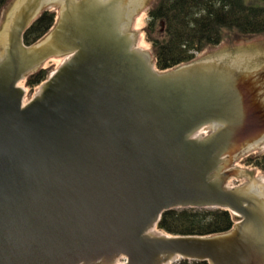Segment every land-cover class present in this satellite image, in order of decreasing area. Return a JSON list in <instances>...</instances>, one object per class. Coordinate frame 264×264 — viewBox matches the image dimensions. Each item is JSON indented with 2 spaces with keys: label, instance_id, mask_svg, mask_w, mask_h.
I'll list each match as a JSON object with an SVG mask.
<instances>
[{
  "label": "water",
  "instance_id": "water-1",
  "mask_svg": "<svg viewBox=\"0 0 264 264\" xmlns=\"http://www.w3.org/2000/svg\"><path fill=\"white\" fill-rule=\"evenodd\" d=\"M59 2L55 27L25 45L42 6ZM143 7L149 0H24L10 14L0 37V264H264L258 175L226 171L264 147V52L160 72L135 49L140 34L126 32ZM52 54L67 58L24 104L19 82ZM231 175L255 185L230 187ZM180 208H226L237 222L210 236L156 230Z\"/></svg>",
  "mask_w": 264,
  "mask_h": 264
},
{
  "label": "trees",
  "instance_id": "trees-1",
  "mask_svg": "<svg viewBox=\"0 0 264 264\" xmlns=\"http://www.w3.org/2000/svg\"><path fill=\"white\" fill-rule=\"evenodd\" d=\"M11 1L0 0V21ZM149 15L143 31L152 44L155 68L161 72L197 60L230 35L250 39L264 35V0H154ZM54 22L55 13L43 11L25 31V44L42 39ZM48 76L40 68L27 76V86ZM242 162L264 170V154H248ZM235 222L236 216L226 208H180L165 211L156 229L168 235L210 236L230 231ZM172 264L210 263L180 259Z\"/></svg>",
  "mask_w": 264,
  "mask_h": 264
},
{
  "label": "rangeland",
  "instance_id": "rangeland-1",
  "mask_svg": "<svg viewBox=\"0 0 264 264\" xmlns=\"http://www.w3.org/2000/svg\"><path fill=\"white\" fill-rule=\"evenodd\" d=\"M153 2L154 0H149V7H143V13L135 15V20L137 25L126 30V32L128 33L140 34L135 49L147 53H151L152 44L147 40L146 33L143 31V27L147 26L149 22L150 19L149 9L152 6ZM22 3H24V0H12L11 3L9 4L7 10L3 14L2 20L0 21V37L2 36L4 29L6 28L10 14H16L17 5ZM52 4H55L52 6H54L55 9H58L59 12L64 5L63 2L52 3ZM48 7L46 5V8ZM57 18L58 17L56 16L55 23H57L58 21ZM221 52H264V35L252 39L247 37H236L234 35H230V37L226 38L225 41L222 42L218 47L211 50L209 49L208 51L204 52L202 56H198L197 58L206 60ZM65 59L66 57L63 56L51 57L50 59L46 60V62H44L40 66V68H44L50 75L62 64V62ZM36 69L34 70L36 71ZM34 70L31 71L30 73L35 72ZM19 85L24 86L26 88L27 96H25V102H29L38 92V89L40 87L39 84L33 87L27 86V77L24 79V81L19 82ZM254 153L264 154V147ZM239 169L240 170L242 169L244 173H257L261 191L264 192V170L256 169L251 165H246L241 160L238 163L226 169V171L232 172L233 170H239ZM242 184L255 185V178L231 175L230 185L241 186ZM125 261H126L125 259H122V262L120 263H123Z\"/></svg>",
  "mask_w": 264,
  "mask_h": 264
},
{
  "label": "flooded vegetation",
  "instance_id": "flooded-vegetation-1",
  "mask_svg": "<svg viewBox=\"0 0 264 264\" xmlns=\"http://www.w3.org/2000/svg\"><path fill=\"white\" fill-rule=\"evenodd\" d=\"M42 10L44 11V10H46V9L44 8V9H42ZM55 13H56V15H58V16H60V14H61V13L59 12L58 9H55ZM30 25H31V23L29 24V26H30ZM29 26H28V27H29ZM28 27H27V28H28ZM27 28L24 30V32H23V34H22V40H23L24 43H25V41H24V34H25V31L27 30ZM1 47H2V46H1ZM2 48H3V47H2ZM54 55H55V54H52V55L48 56L46 60L50 59V58L53 57ZM56 56H57V55H56ZM59 56H61V55H59ZM46 60H44L42 63H40V64L38 65V66H39L38 68H40V66H41L44 62H46Z\"/></svg>",
  "mask_w": 264,
  "mask_h": 264
},
{
  "label": "crops",
  "instance_id": "crops-1",
  "mask_svg": "<svg viewBox=\"0 0 264 264\" xmlns=\"http://www.w3.org/2000/svg\"><path fill=\"white\" fill-rule=\"evenodd\" d=\"M47 5V7H48V4H46ZM51 5V6H50ZM52 5H55V4H49V7H48V9H52V8H54V6H52Z\"/></svg>",
  "mask_w": 264,
  "mask_h": 264
},
{
  "label": "bare ground",
  "instance_id": "bare-ground-1",
  "mask_svg": "<svg viewBox=\"0 0 264 264\" xmlns=\"http://www.w3.org/2000/svg\"><path fill=\"white\" fill-rule=\"evenodd\" d=\"M205 129V128H204ZM205 131V130H204ZM203 131V133L205 134V132Z\"/></svg>",
  "mask_w": 264,
  "mask_h": 264
}]
</instances>
